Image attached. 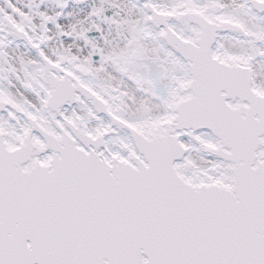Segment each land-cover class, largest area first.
Here are the masks:
<instances>
[{
	"label": "snow or ice",
	"instance_id": "1",
	"mask_svg": "<svg viewBox=\"0 0 264 264\" xmlns=\"http://www.w3.org/2000/svg\"><path fill=\"white\" fill-rule=\"evenodd\" d=\"M71 3L0 6V264H264V0Z\"/></svg>",
	"mask_w": 264,
	"mask_h": 264
},
{
	"label": "water",
	"instance_id": "2",
	"mask_svg": "<svg viewBox=\"0 0 264 264\" xmlns=\"http://www.w3.org/2000/svg\"><path fill=\"white\" fill-rule=\"evenodd\" d=\"M132 1H133L135 4H138V5H140V3L142 2V0H132ZM13 2L15 3L16 0H13ZM24 2H26V0H20V3H21V4L24 3ZM92 2H93L92 0H88L89 5H90ZM121 2L124 3L123 0H121ZM0 6H4V2H3V0H0ZM123 6H124L125 11L130 12V13H133V14H135L136 11H137V9H138V8L134 7L133 5L128 4V3H127V4L124 3ZM70 7L75 8V7H84V6H83V5H81V6H76V5L72 4V3H71V0H70ZM9 11H10V10H9ZM114 12H115L114 9H107L105 15L111 17V16L114 14Z\"/></svg>",
	"mask_w": 264,
	"mask_h": 264
}]
</instances>
